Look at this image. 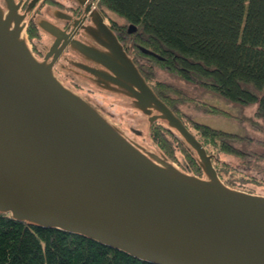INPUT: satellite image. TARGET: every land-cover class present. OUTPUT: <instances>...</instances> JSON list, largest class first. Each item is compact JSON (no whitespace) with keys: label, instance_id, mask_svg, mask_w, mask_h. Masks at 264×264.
<instances>
[{"label":"water","instance_id":"1","mask_svg":"<svg viewBox=\"0 0 264 264\" xmlns=\"http://www.w3.org/2000/svg\"><path fill=\"white\" fill-rule=\"evenodd\" d=\"M35 1L23 11L25 0H0V212L159 264H264V194L223 180L107 21L91 33L97 43H74L93 64L90 80L129 97L149 130L158 120L175 129L203 175L133 137L66 83L33 50L26 16ZM37 22L56 33L51 21Z\"/></svg>","mask_w":264,"mask_h":264},{"label":"trees","instance_id":"2","mask_svg":"<svg viewBox=\"0 0 264 264\" xmlns=\"http://www.w3.org/2000/svg\"><path fill=\"white\" fill-rule=\"evenodd\" d=\"M96 1L112 22L121 25V38L127 48L133 49L134 60L157 93L214 154V164L222 178L236 185L225 178L230 164L222 160L221 154L235 155L251 164L253 158L261 156L248 149L253 137L193 118L182 111L180 103L191 102L212 114H234L188 95L173 83L154 79L156 68L165 69L231 101L257 104L255 116L264 120V0ZM130 23L137 26L134 32L127 30ZM151 136L172 158H176L177 142L191 169L202 172L189 149L160 123L153 125ZM254 164L259 166L256 161ZM0 264L159 263L137 258L79 233L31 225L0 212Z\"/></svg>","mask_w":264,"mask_h":264},{"label":"rangeland","instance_id":"3","mask_svg":"<svg viewBox=\"0 0 264 264\" xmlns=\"http://www.w3.org/2000/svg\"><path fill=\"white\" fill-rule=\"evenodd\" d=\"M117 18L123 22L122 17L117 16ZM156 73L157 75L154 80L159 79L173 83L182 88L188 95L196 97L202 101L219 105L234 114H232L233 116H227L223 114L208 113L204 110L196 108L191 102L179 104V107L182 109V111L188 113L193 118L201 122L207 123L215 128L236 132L242 135H250L253 137V142L247 145L248 149L259 152L258 154L261 155L260 158H253L252 163L248 164L247 160L245 161L238 156L222 153V160L224 159L229 161L230 169H232L227 171L223 169L225 171V178L231 179L232 183L233 181L236 182V185L228 183L224 178L223 180L233 187L264 194V142L261 141L264 140V120L255 116L257 104L245 105L239 102L231 101L225 97H222L220 94L206 90L203 86L196 82L186 81L162 68H156ZM64 80L66 83L70 84L65 78ZM73 87L78 90L75 86ZM78 91L81 92L80 90ZM81 93L88 96L91 100L100 103L111 114L112 118L118 121L133 137L151 148L161 149L166 155H168L162 148L159 147L158 144L153 141L151 136V129L153 125L157 123H160L165 130L169 131L172 136L176 137L178 141L183 143V141H181V139L178 137V132L175 129L170 128L165 121L158 120L154 122L151 129L149 130V121L147 123H143L140 121V118L135 116L136 114L140 115L143 113L137 108L132 107L130 105V98L125 95L114 93L106 89L102 91L101 95L95 94L96 97H92L86 92ZM133 127L134 130L135 128L141 129L142 134L138 135L137 132L133 130ZM143 130H145V132ZM183 144L187 147L185 143ZM175 145L176 158H172L169 155L168 156L173 161L178 163L181 168L190 172H194L191 169V165L189 164L187 157L182 152L177 142H175ZM213 159L215 162L214 154ZM254 161L258 162L259 166H255ZM200 175H203V172L200 173Z\"/></svg>","mask_w":264,"mask_h":264},{"label":"flooded vegetation","instance_id":"4","mask_svg":"<svg viewBox=\"0 0 264 264\" xmlns=\"http://www.w3.org/2000/svg\"><path fill=\"white\" fill-rule=\"evenodd\" d=\"M29 1L31 0H25L23 11L26 10ZM40 17L51 21L56 26V33L41 27L37 22ZM26 19L29 23V38L36 55L41 59L48 58L58 74L78 90L92 97H96L95 94L101 95L104 89L90 80L92 74L88 71V67L93 64L81 53L76 52L74 49L76 40L87 45L95 43L96 40L92 38L91 33H94V27L103 19L110 24L125 48L129 52L132 51L134 56L133 49L127 48L121 38L119 30L122 28L121 25L112 22L96 0H81V2L78 0H36L28 10ZM99 47H102L101 43ZM135 116L143 123L148 122L143 114ZM134 131L138 135L142 134L141 129L135 128Z\"/></svg>","mask_w":264,"mask_h":264},{"label":"bare ground","instance_id":"5","mask_svg":"<svg viewBox=\"0 0 264 264\" xmlns=\"http://www.w3.org/2000/svg\"><path fill=\"white\" fill-rule=\"evenodd\" d=\"M134 32V31H133Z\"/></svg>","mask_w":264,"mask_h":264}]
</instances>
